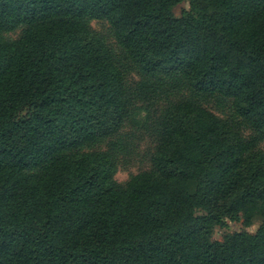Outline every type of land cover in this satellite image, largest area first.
<instances>
[{"label":"trees","instance_id":"trees-1","mask_svg":"<svg viewBox=\"0 0 264 264\" xmlns=\"http://www.w3.org/2000/svg\"><path fill=\"white\" fill-rule=\"evenodd\" d=\"M181 1L0 0V264H264V0H187L177 16ZM88 19L110 24L140 91L165 78L229 98L240 124L169 102L151 167L116 181L114 154L92 147L131 94ZM227 220L258 225L213 238Z\"/></svg>","mask_w":264,"mask_h":264},{"label":"rangeland","instance_id":"rangeland-1","mask_svg":"<svg viewBox=\"0 0 264 264\" xmlns=\"http://www.w3.org/2000/svg\"><path fill=\"white\" fill-rule=\"evenodd\" d=\"M188 7V1L183 0L173 7V12L179 16ZM87 24L94 32L101 35L110 46L116 61L123 68L131 94V115L126 119L122 128L116 135L101 140L92 147L107 150L114 154L117 164L114 178L119 183L124 184L132 175L151 167L150 156L157 143L158 120L169 102L194 98L199 105L220 118L229 123L240 124V120L234 115L232 102L229 98L209 94L192 97L182 84L165 78L152 80L149 91H140V82L145 78L128 60L126 53L116 41L110 24L102 19H88ZM19 34L20 29H16L5 33V37L14 39ZM242 131L245 137L252 135L248 128L242 127ZM257 145L264 150V139H260ZM257 225L258 222L246 226L241 220H227L224 226L214 229L213 238L221 240L226 233L239 230L253 233Z\"/></svg>","mask_w":264,"mask_h":264}]
</instances>
